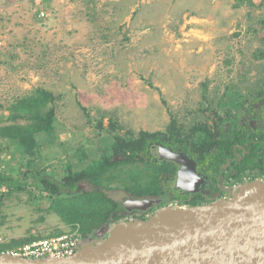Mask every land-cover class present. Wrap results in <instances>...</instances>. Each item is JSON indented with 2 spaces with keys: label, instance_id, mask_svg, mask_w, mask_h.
I'll list each match as a JSON object with an SVG mask.
<instances>
[{
  "label": "rangeland",
  "instance_id": "374dc122",
  "mask_svg": "<svg viewBox=\"0 0 264 264\" xmlns=\"http://www.w3.org/2000/svg\"><path fill=\"white\" fill-rule=\"evenodd\" d=\"M0 32V166L26 184L0 191V255L57 235L91 241L97 226L102 243L116 225L92 214L67 222L37 176L86 171L97 184L84 187L105 201L162 193L175 168L153 165V146L143 160L100 169L116 136L168 133L175 120L191 155H202L229 117L249 133L240 121L264 104V0H0ZM39 89L54 95V124L27 152L11 133L30 123L19 104ZM251 179L264 175L247 169L226 185L236 191Z\"/></svg>",
  "mask_w": 264,
  "mask_h": 264
},
{
  "label": "water",
  "instance_id": "95a60500",
  "mask_svg": "<svg viewBox=\"0 0 264 264\" xmlns=\"http://www.w3.org/2000/svg\"><path fill=\"white\" fill-rule=\"evenodd\" d=\"M159 160L178 165L176 190L195 191V161L160 146ZM152 199H128L146 211ZM0 264H264V182L250 181L218 202L168 207L145 221H121L102 243H86L72 258L34 261L7 254Z\"/></svg>",
  "mask_w": 264,
  "mask_h": 264
},
{
  "label": "trees",
  "instance_id": "16d2710c",
  "mask_svg": "<svg viewBox=\"0 0 264 264\" xmlns=\"http://www.w3.org/2000/svg\"><path fill=\"white\" fill-rule=\"evenodd\" d=\"M35 98L28 100L26 104H19V107L27 109L30 117H28L30 123L26 126H19L12 130V138H17L20 141L21 148L25 151L32 152L36 146L34 139L35 133H50L54 124L55 108L48 107L51 102L54 101V95L43 89L37 90ZM226 118L224 119L225 122ZM227 121L231 123V128L228 130L223 126V132L221 133V139L211 142L202 143V155H191L188 145L186 144L181 131L178 129L176 121L173 120L168 133L162 132H146L141 131L139 136L134 138L130 137H115V145L113 146V154L100 166V169H112L116 165L129 162L133 163L138 160H143L145 155H149L151 147L154 145H161L163 148L168 149L170 147L177 153H182L189 159L195 161L199 169H205L206 172L215 176V180L221 181L226 178L236 179L242 176L247 169L252 170L257 168L264 175V131L255 133L249 138H240L238 131H236L234 118L229 117ZM226 121V122H227ZM198 129H195L197 131ZM209 133L208 137H212L214 134L206 130ZM240 138V139H239ZM247 143V149L242 147L246 153L242 156L236 157L235 153L240 154V145ZM206 144V145H205ZM218 150L216 154V147ZM215 149V150H214ZM213 154V155H211ZM117 157H123V159H116ZM156 158V157H155ZM152 158V164L155 166H164L167 162L156 161ZM169 166H174L171 163H167ZM247 166V167H246ZM254 179V178H253ZM2 183H6L11 189H24L26 184H22L16 180L3 175ZM36 182H40L45 186V191L49 193V198L52 201V206L55 208H62L60 212L63 214L67 222L71 221H83L85 217L93 215L94 219H97L100 224H106L108 227L117 224L123 218L124 206L120 201L109 198V201H105L98 194L100 191H90L84 187L86 182L96 183L94 176L88 174V172L70 173L64 180L58 181L54 177L37 176ZM97 184V183H96ZM228 190V188H224ZM81 195L80 197H75ZM158 194H142L139 193L138 197H150ZM165 194H159L163 197V203L169 202L168 197ZM63 197H67L64 199ZM75 197V198H74ZM166 197V198H165ZM72 198V199H70ZM0 200V205H1ZM102 208V211L99 210ZM66 213V215H65ZM99 227H94L89 231L92 237L98 235L97 230Z\"/></svg>",
  "mask_w": 264,
  "mask_h": 264
},
{
  "label": "flooded vegetation",
  "instance_id": "af4514ba",
  "mask_svg": "<svg viewBox=\"0 0 264 264\" xmlns=\"http://www.w3.org/2000/svg\"><path fill=\"white\" fill-rule=\"evenodd\" d=\"M243 121L245 122L244 124H243ZM235 122H236V119H235ZM240 122H241L240 127H242V130L243 129L250 130L248 131L249 133L247 132L242 133L238 131L240 138L246 139V137L249 138L253 134L255 135V133L263 132L264 131V104L251 108L249 114L246 115V117L242 119V121ZM243 126L245 127L243 128ZM160 146L161 145L153 146L154 147L153 151L156 152L155 160L164 162V163L165 162L171 163L174 165V168H175V171L172 175V179L164 181V188L162 192V194H165L164 196L168 197L169 202L163 203L164 198L159 196V194L161 193H158V195H156L157 197L153 196V197H139V198L134 197L133 198V196H129L126 198L125 201H127L128 199H134V200L152 199V200H155L156 203L152 208L146 211H141V210L127 211L124 208L123 218L122 220H120V222L121 221H145L149 219L154 213H156L157 211L163 208H168V207L188 208L192 206H198L199 204H202V203H199L200 201H197L199 197L205 198V196H207V197L213 198V197H217L218 195H221V196L226 195L227 197L229 196V188L226 185V180H224L222 183L219 180V178L218 180H215V178L209 175L205 169H199L197 164H196V171H197V175L199 176V179L201 180V185L195 191H191V192L177 191L176 190V179H177L178 165L173 162L159 160L158 152H159ZM239 147H240L239 149H241L242 151L240 154L235 153L236 157L240 155L243 156L246 153V151H244L242 147L245 148L246 150L247 143L242 146L240 145ZM168 149L177 153V151H174L170 147H168ZM251 181H254V180L251 179ZM224 188H228V190L226 191L224 190ZM124 202L121 201L123 206H124ZM100 238L101 236L99 235H97L96 237L91 236V242L96 243L97 241L100 240Z\"/></svg>",
  "mask_w": 264,
  "mask_h": 264
},
{
  "label": "built area",
  "instance_id": "2783aa9c",
  "mask_svg": "<svg viewBox=\"0 0 264 264\" xmlns=\"http://www.w3.org/2000/svg\"><path fill=\"white\" fill-rule=\"evenodd\" d=\"M45 14L41 13L43 17ZM2 33L0 32V49L2 47ZM1 51V50H0ZM3 169L0 166V191L6 192L8 185L2 183ZM91 242L81 234H66L48 237L18 249L6 251L7 254L17 258H24L34 261L42 260H64L74 257L86 244Z\"/></svg>",
  "mask_w": 264,
  "mask_h": 264
}]
</instances>
